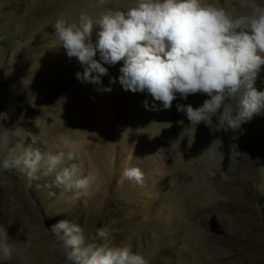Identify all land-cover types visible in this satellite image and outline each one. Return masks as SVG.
<instances>
[{
	"label": "rangeland",
	"instance_id": "1",
	"mask_svg": "<svg viewBox=\"0 0 264 264\" xmlns=\"http://www.w3.org/2000/svg\"><path fill=\"white\" fill-rule=\"evenodd\" d=\"M88 1L0 0V156L28 146L55 151L64 133L80 142L84 166L98 168L102 180L99 191L77 196L49 187L55 173L30 178L13 167L0 173V223L27 250L28 264H64L49 231L61 220L81 226L89 238L104 229L98 246L130 244L148 264H264V112L227 132L190 125L176 105L195 107L209 98L197 93L177 97L168 118L152 122L159 132L146 129L149 107L138 109L143 118L134 123L108 120L110 110L95 103L113 101L102 87L119 90L110 83L119 82L117 64H104L110 75L101 77L102 85L81 82L76 73L83 66L68 58L53 28L58 18L78 23L81 13L100 16L104 10L95 6L82 9ZM255 86L264 91V66ZM124 100L115 97L119 105ZM126 163L142 169L143 185L122 176ZM9 264H20L19 257Z\"/></svg>",
	"mask_w": 264,
	"mask_h": 264
},
{
	"label": "clouds",
	"instance_id": "2",
	"mask_svg": "<svg viewBox=\"0 0 264 264\" xmlns=\"http://www.w3.org/2000/svg\"><path fill=\"white\" fill-rule=\"evenodd\" d=\"M106 2L98 0L101 6ZM238 4L240 12L229 11L215 0H135L126 10L109 8L97 19L87 13H81L78 23L58 18L53 28L68 58L75 57L83 66L76 73L81 82L102 85L101 77L108 75L104 64L123 61L118 79L124 90L146 91L165 110L177 97L186 100L189 95L206 94L209 98L199 106L179 103L177 111L190 125L203 122L213 131L227 132L264 112V91L255 86L264 66V4L258 0H238ZM115 82L116 78L110 80ZM144 105L149 107L147 101ZM21 166L30 178L41 171L55 173L49 187L74 191L77 196L99 191L102 184L98 168H85L80 142L64 133L57 137L55 151L28 146L20 154L0 156V173ZM122 176L144 183L138 165L126 163ZM49 231L64 264H148L130 244L98 246L95 240L106 235L104 229L89 238L81 226L61 220ZM26 252L0 223V264H9L14 256L20 264H28Z\"/></svg>",
	"mask_w": 264,
	"mask_h": 264
},
{
	"label": "bare ground",
	"instance_id": "3",
	"mask_svg": "<svg viewBox=\"0 0 264 264\" xmlns=\"http://www.w3.org/2000/svg\"><path fill=\"white\" fill-rule=\"evenodd\" d=\"M90 1V2H89ZM88 2L90 3V4H88L87 3V5H84V6H82V9H84L85 7H90V6H95V8H97V9H95V11L97 10H107V9H109V8H111V9H120V10H126L127 8H129V7H131L134 3H135V0H107V2L103 5V6H101L99 3H98V0H89ZM212 0H208V2H211ZM215 1H218V0H215ZM230 1V6H228L229 7V11H234V12H240L241 11V9H240V6H239V4H238V2H236L235 0H229ZM84 2H86V1H84ZM90 5V6H89ZM235 5V6H234ZM91 8H93V7H91ZM91 11H92V9H91ZM103 12V11H102ZM101 14V13H100ZM99 15V14H98ZM98 15H93L92 17H93V19H97L99 16ZM47 39V35H46V37H44V40H46ZM95 39H96V36H95V28H94V32H93V41L95 42ZM31 41V40H30ZM31 43V42H30ZM58 44V43H57ZM99 53V52H98ZM99 54H97V56H98ZM121 64H123V61H120L119 63H117V65H116V73L115 74H117L116 76H117V80L119 81V76L121 75V73H120V68L123 66H121ZM112 72V71H111ZM108 75H110V74H108ZM105 79V78H104ZM116 84L118 83L120 86H119V90L118 91H116V92H111V91H108L107 93L111 96H109L110 97V99H112L113 101H102V100H100V101H97L95 104H96V106L98 107V108H102V107H105V108H107L108 110H110V114H111V116L110 117H108L107 119L108 120H111L112 119V117H116V116H118L117 118H120L121 119V122L122 121H124V120H127L126 122H128V120H129V122L130 121H132V120H135V121H137V119L138 118H143L142 117V115L141 114H138L137 112H138V109L140 108V107H142V106H144L145 107V105H143L144 104V102L145 101H147L148 102V105H149V108H152V105L153 104H155V106H156V109H159V110H156V109H149V110H146V115L148 116L149 114V123H150V125H147L146 126V129L148 128V129H151V128H153V129H155V132H159V130H160V125H157V124H154V123H152V122H156V121H159V122H162L163 120L165 121L166 120V118H168V114H167V110H165V109H163V105L159 102V101H154V99H153V97H149L148 95H146V94H144V93H133V92H130V90H128V91H126V90H124V88H122L121 87V84L119 83V82H115ZM105 87H109V86H106V85H104ZM105 87H102L103 89L105 88ZM121 87V88H120ZM101 89V88H100ZM98 93V92H97ZM107 93H106V95H107ZM123 94L124 95V97H125V100H124V102H125V104L124 105H122V103L119 105V104H117V102L119 103V101L117 100V102H115V97L116 96H119V95H121V94ZM95 96V95H94ZM118 98V97H117ZM122 101V100H121ZM93 102V101H92ZM94 104V105H95ZM93 107V106H92ZM148 108V107H147ZM98 110H100V109H98ZM131 111V113H129ZM102 114H104L103 113V111L101 112ZM120 113L122 114V116L124 115V118L123 117H121L120 116ZM127 113H129V114H127ZM106 114V113H105ZM125 114H127L128 115V117L127 116H125ZM139 115H140V117H139ZM99 116V115H98ZM106 116V115H105ZM104 116V117H105ZM95 117H96V114H95ZM103 117V116H102ZM103 117V118H104ZM96 119H97V117H96ZM108 120L106 121V122H108ZM119 120V119H118ZM104 121V120H103ZM102 121V122H103ZM158 122V123H159ZM124 123V122H123ZM132 123H134L133 121H132ZM101 124V123H100ZM103 124V123H102ZM125 124H127V123H125ZM131 124V123H130ZM124 125V124H123ZM127 125H129V124H127ZM134 125V124H133ZM98 126V125H97ZM99 126H101V125H99ZM98 126V127H99ZM121 127H122V125H120ZM125 127V126H124ZM130 127V130H131V125L129 126ZM133 127V126H132ZM134 127H135V125H134ZM96 128V127H95ZM152 129V130H153ZM128 130H129V128H128ZM132 131V130H131ZM139 131V130H138ZM127 132V131H126ZM153 132V131H152ZM95 133V132H94ZM140 133V132H139ZM127 134V133H126ZM156 134V133H155ZM158 134V133H157ZM94 135V134H93ZM86 135L84 134V137H85ZM139 136H140V134H139ZM138 136V137H139ZM143 136V135H142ZM83 137V138H84ZM87 137V136H86ZM135 137H137V135L135 136ZM137 137V138H138ZM144 137V136H143ZM152 138V137H151ZM140 139H142L141 137H140ZM143 140H145V138H143ZM142 140V141H143ZM140 141V140H139ZM92 143V142H91ZM85 144V143H84ZM105 144V143H104ZM87 145H88V143H87ZM112 145V144H111ZM113 146V145H112ZM173 147V146H172ZM113 148V147H112ZM173 150V149H172ZM109 152H110V150H109ZM101 153V152H100ZM112 153V152H111ZM105 154V153H104ZM104 154H100V157H101V155H104ZM98 155V154H97ZM96 155V156H97ZM106 155H107V152H106ZM99 157V156H98ZM175 157V156H174ZM97 158V157H96ZM177 158V157H176ZM104 159H107L106 158V156H104ZM102 160V159H101ZM104 161V160H103ZM109 161V160H108ZM94 162V161H93ZM109 163H110V161H109ZM108 163V164H109ZM100 164V163H99ZM102 164V163H101ZM103 164H105L104 162H103ZM96 166V165H95ZM91 167H93V166H91ZM97 167V166H96ZM86 168V167H85ZM94 168V167H93ZM107 170V169H106Z\"/></svg>",
	"mask_w": 264,
	"mask_h": 264
}]
</instances>
